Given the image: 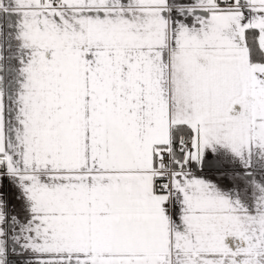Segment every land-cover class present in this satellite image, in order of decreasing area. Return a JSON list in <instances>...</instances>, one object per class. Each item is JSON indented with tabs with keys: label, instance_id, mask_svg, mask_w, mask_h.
Masks as SVG:
<instances>
[{
	"label": "snow or ice",
	"instance_id": "snow-or-ice-1",
	"mask_svg": "<svg viewBox=\"0 0 264 264\" xmlns=\"http://www.w3.org/2000/svg\"><path fill=\"white\" fill-rule=\"evenodd\" d=\"M0 264H264V0H0Z\"/></svg>",
	"mask_w": 264,
	"mask_h": 264
}]
</instances>
